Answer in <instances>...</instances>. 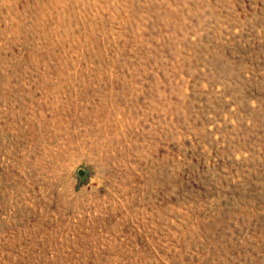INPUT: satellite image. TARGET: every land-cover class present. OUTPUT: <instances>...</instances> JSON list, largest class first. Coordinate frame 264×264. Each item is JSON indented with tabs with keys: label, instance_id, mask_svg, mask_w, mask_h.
Wrapping results in <instances>:
<instances>
[{
	"label": "rangeland",
	"instance_id": "rangeland-1",
	"mask_svg": "<svg viewBox=\"0 0 264 264\" xmlns=\"http://www.w3.org/2000/svg\"><path fill=\"white\" fill-rule=\"evenodd\" d=\"M0 264H264V0H0Z\"/></svg>",
	"mask_w": 264,
	"mask_h": 264
}]
</instances>
